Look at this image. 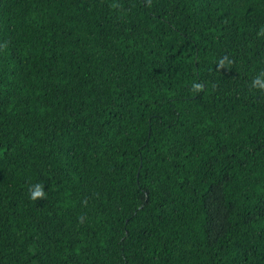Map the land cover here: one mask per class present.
<instances>
[{"label":"trees","instance_id":"trees-1","mask_svg":"<svg viewBox=\"0 0 264 264\" xmlns=\"http://www.w3.org/2000/svg\"><path fill=\"white\" fill-rule=\"evenodd\" d=\"M0 264H264V0H0Z\"/></svg>","mask_w":264,"mask_h":264},{"label":"clouds","instance_id":"clouds-1","mask_svg":"<svg viewBox=\"0 0 264 264\" xmlns=\"http://www.w3.org/2000/svg\"><path fill=\"white\" fill-rule=\"evenodd\" d=\"M44 196L42 186L41 185H35L33 189L31 190V196L30 199L36 200L40 199Z\"/></svg>","mask_w":264,"mask_h":264}]
</instances>
